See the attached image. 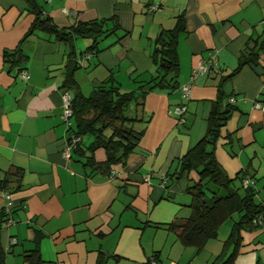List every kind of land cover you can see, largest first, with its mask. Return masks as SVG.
<instances>
[{"label": "crops", "instance_id": "1", "mask_svg": "<svg viewBox=\"0 0 264 264\" xmlns=\"http://www.w3.org/2000/svg\"><path fill=\"white\" fill-rule=\"evenodd\" d=\"M29 1L57 31L97 21L107 33L90 51L86 36L60 40L46 30L29 31L27 0H0V176L19 175L0 221L4 264H23L24 251L35 246L41 264H148L150 256L157 264L221 261L231 250L223 241L236 214L203 246L182 243L167 225L189 215L186 188L196 174L168 175L205 134L219 90L221 104L231 99L232 107L214 157L229 178L245 171L264 207V110L253 107L264 101V0ZM178 18L176 78L189 84L188 98L177 88L146 93L136 109V127L144 126L137 148L109 176L84 166V155L73 148L63 157L62 99L65 90L73 92L64 87L68 64L76 66L72 76L83 95L107 77L130 89L135 77L155 74L154 38ZM241 57L248 62L230 75ZM199 64L206 71L199 73ZM182 99L179 122L168 109ZM90 141L82 136V150ZM93 158L103 161L104 151L95 149ZM239 234L231 264H264V214L259 227Z\"/></svg>", "mask_w": 264, "mask_h": 264}, {"label": "trees", "instance_id": "2", "mask_svg": "<svg viewBox=\"0 0 264 264\" xmlns=\"http://www.w3.org/2000/svg\"><path fill=\"white\" fill-rule=\"evenodd\" d=\"M29 3L33 12V19L29 31L38 28L54 33L60 40H70L72 35L86 36L91 38L90 51L96 49L95 43L99 36L107 33L100 22L91 21L84 26L76 25L69 30L57 31L48 18L42 14L34 2ZM183 30L181 19L178 18L175 25L170 29L161 30L154 38L152 61L155 63V74L147 79L137 80L130 89H122L111 77L105 78L98 86L91 88L87 95L80 93L78 85L72 76L75 64H68L64 78L65 89H72L68 96V118L65 124L68 129L66 144L76 137L71 148L84 155L83 165L91 169L103 170L107 176L112 174V166L123 164L128 153L137 148L138 141L143 133L144 126L137 128L136 124L141 121L142 99L151 90H169L177 88L182 97L181 85L177 82L178 64L175 55V44L178 34ZM240 58L237 66L231 72L233 75L241 65L249 59ZM20 59V58H17ZM18 61V60H16ZM15 61V62H16ZM218 90V89H217ZM65 92H67L65 90ZM170 107L172 113L174 107L184 105V100ZM221 93L217 91V97L211 104L207 118L205 134L191 148L183 153L177 160V170L168 175L170 179H178L183 172L193 171L196 178L186 188L190 195V213L184 219L170 222L167 228L174 231L179 241L192 244L196 247L203 246L208 240L216 236L218 225L225 219L236 214L230 225V229L223 241L224 246H231V250L219 262L216 260L209 264H231L240 243V230H254L259 227L264 214V207L255 199V191L251 183L243 186L244 176H250L245 172H238L233 178H229L217 163L213 148L219 137L220 128L225 124L227 115L232 107V102L221 104ZM186 108L177 116V121L183 120ZM139 111V112H140ZM179 118L181 120H179ZM145 121V120H144ZM73 123V126H72ZM72 126V127H71ZM82 136H90L91 141L82 148L80 147ZM101 148L105 158L96 162L93 158L95 149ZM86 150V154H84ZM0 176V221L6 219L9 210L4 193L10 195L17 187L19 175ZM251 179V178H250ZM16 183V184H15ZM3 251L0 248V264L3 262ZM23 264H41L37 247L24 251ZM148 264L155 261L153 256L148 259Z\"/></svg>", "mask_w": 264, "mask_h": 264}, {"label": "built area", "instance_id": "3", "mask_svg": "<svg viewBox=\"0 0 264 264\" xmlns=\"http://www.w3.org/2000/svg\"><path fill=\"white\" fill-rule=\"evenodd\" d=\"M197 69H198L197 71L199 73L206 71V67L204 65H202V64H199ZM21 74H22L23 77H26V74L24 73V71H21ZM180 91H181L182 97H185V98L188 97L189 84L187 83V84L181 85ZM67 100H68V94L65 92L64 96H63V99H62V102H63V115H62V117H63V119L65 121H66V119L68 118V115H69V110L67 108ZM231 101H232L231 99L228 100V102H231ZM253 107L260 108L261 110H264V101L262 103L257 102V101L253 102ZM184 109H185L184 105L177 106V107L173 108L172 113L177 115V116H180L181 113L184 111ZM179 120H181V119L179 118ZM77 140L78 139L76 137L71 138L69 145L72 146V144L75 141H77ZM69 145L66 144L65 148H63V150H62L63 157H67V155H68L67 154V149L71 148ZM249 183H251V179L248 176H244V178L242 179L243 186H246ZM8 197H9V195L4 193V198H6L8 200ZM5 208H7V209L9 208L8 202L5 205ZM14 241L15 240L13 238L9 239V243H14ZM149 264H155V261H151Z\"/></svg>", "mask_w": 264, "mask_h": 264}, {"label": "rangeland", "instance_id": "4", "mask_svg": "<svg viewBox=\"0 0 264 264\" xmlns=\"http://www.w3.org/2000/svg\"><path fill=\"white\" fill-rule=\"evenodd\" d=\"M141 79V78H140ZM132 87V86H131ZM125 88H130V87H125ZM86 93V92H85ZM88 93V92H87ZM90 137V136H89ZM191 173H194L193 171H190ZM195 174V173H194ZM179 179V178H178Z\"/></svg>", "mask_w": 264, "mask_h": 264}]
</instances>
